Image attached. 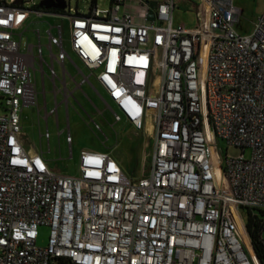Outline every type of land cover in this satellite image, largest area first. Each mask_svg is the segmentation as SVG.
I'll return each mask as SVG.
<instances>
[{
    "label": "built area",
    "instance_id": "obj_1",
    "mask_svg": "<svg viewBox=\"0 0 264 264\" xmlns=\"http://www.w3.org/2000/svg\"><path fill=\"white\" fill-rule=\"evenodd\" d=\"M202 2L194 28L172 25L174 0L155 8L133 0L135 12L128 0H111L110 10L95 5L87 15H66L72 53L112 102L96 92L112 114L110 127L151 128L149 169L133 178L108 152L81 151L75 177L51 170L41 152L29 154L20 114L37 106L35 64L44 110L45 67L53 87L45 120L57 118L60 104L68 112L88 78L64 51L61 27L57 36L47 31L48 60L39 31L37 46L22 51L14 32L31 10L0 0V264H260L241 209L264 210V12L240 35L232 0ZM66 123L71 152L68 116ZM209 131L241 155L221 159ZM44 136L48 142V131ZM40 226L49 229L45 246L37 245Z\"/></svg>",
    "mask_w": 264,
    "mask_h": 264
},
{
    "label": "rangeland",
    "instance_id": "obj_2",
    "mask_svg": "<svg viewBox=\"0 0 264 264\" xmlns=\"http://www.w3.org/2000/svg\"><path fill=\"white\" fill-rule=\"evenodd\" d=\"M7 4L12 3L14 0H5ZM42 0H24L22 7L31 10L30 17L26 20L22 28L14 32L15 40L21 44L22 51H25L28 45L37 46L38 40L36 31H39L41 36V44L43 45V55L48 60V44L47 31L53 27L51 34L57 36L56 27L62 28L63 48L64 51L70 56L84 73L88 71L83 68L81 63L76 59L70 48V20L68 14L74 16L75 14L87 15L95 7L100 11L110 10L111 0H96L94 5L92 0H64L66 8L59 12L62 15H53L43 13L38 16L35 10L39 9L38 5ZM234 5L241 9L242 15L240 20L235 24L236 30L243 35H248L252 28V22L255 17L262 12L264 0H233ZM178 3L179 0H176ZM186 16L182 8L176 9L173 17V26L194 27L196 26L195 20L186 21ZM19 34H22L19 37ZM36 48L34 49V51ZM59 49L53 47V53L57 54ZM66 69L75 75L68 59L65 61ZM35 70L32 81L35 84V91L37 93V106L23 107L21 117V131L23 134L24 147L28 151L43 153L44 159L47 161L49 168L56 173L68 176L79 175L80 152L82 150H98L108 152L117 160L127 175H140V172L145 166L148 170L150 166V156L154 146V138L150 133L148 123H145L143 130L137 131L130 125L124 123L114 124L113 128L110 125L113 123L112 114L109 110L105 109V104L100 96L91 91V89L84 85L81 90H75L73 97L69 99L68 109V129L72 137L71 152L69 151L68 144L66 143L67 137V123H66V110L62 103L63 96L58 94L56 96L57 103L60 104L57 109V118L55 115H50L45 120V111L50 112L54 108V95L52 83L48 79L49 70L44 68L45 78V103L42 94V83L39 65L35 64ZM54 70L61 78L60 67L55 64ZM79 82L80 78L76 77ZM58 89L62 88L60 83H56ZM75 85L70 79H67V89L73 91ZM105 102L110 106L112 102L104 94L101 95ZM89 99L99 108L104 110V116L94 117L95 122L100 126L101 132L94 131L87 125L89 122V113H92L91 103ZM2 111L0 110V114ZM49 133V141L45 138V133ZM62 133L58 134L59 132ZM104 135L107 136L105 140ZM209 142L215 148L217 155L224 159L226 156L237 157L240 156L242 150L237 147L228 146L224 141L217 140L211 131H209ZM71 153V154H70ZM251 150L246 148L244 156L249 158ZM222 192L230 195L228 188V181L224 180L222 185ZM39 237L37 240L38 246H45L49 235V229L44 226L38 228Z\"/></svg>",
    "mask_w": 264,
    "mask_h": 264
},
{
    "label": "crops",
    "instance_id": "obj_3",
    "mask_svg": "<svg viewBox=\"0 0 264 264\" xmlns=\"http://www.w3.org/2000/svg\"><path fill=\"white\" fill-rule=\"evenodd\" d=\"M144 1H146V2H148L149 3V6L151 7V8H155V6L161 1V0H144ZM174 9H173V12H172V25H173V17H174V13H175V10L176 9H181L182 8V10H183V13H184V15L186 16V21L188 20V21H192L191 20V18L193 19V20H195V22H196V26H197V24H198V22H199V15H201L200 14V11L202 12V10H203V8H204V6H203V2H202V0H179V2L177 3L176 2V0H174ZM232 5L239 11V16H238V21L240 20V17H241V15H242V11H241V9L240 8H238V7H236L235 5H234V1L232 0ZM126 8H127V10H129V11H131V12H135L136 11V8H135V5H134V3H133V0H128V5H126ZM264 12V5H263V10H262V12L261 13H259L256 17H255V19H254V21L251 23L252 24V28H251V31L249 32V34L252 32V30H253V26H254V23H255V21H256V19L258 18V16H260L262 13ZM182 26H184L183 24H182ZM185 28H194V27H191V26H189V27H186V26H184ZM235 27V26H234ZM235 30H236V28H235ZM236 32L237 33H239L237 30H236ZM240 34V33H239ZM240 35H243V34H240ZM75 62V61H74ZM76 63V62H75ZM82 65V64H81ZM78 68L80 69V70H82V73L88 78V81L87 82H85L84 84H82L81 85V89L83 88V86L84 85H87L90 89H91V91H93L94 93H96V92H98L100 95H105L106 96V94H105V92L103 91V89L100 87V85L98 84V82L95 80V77H94V75L93 74H90L89 73V71H88V74H86V73H84V70L83 69H81L79 66H78ZM84 68V67H83ZM85 69V68H84ZM86 70V69H85ZM80 78V77H79ZM97 94V93H96ZM92 102V100H90L89 99V103H91ZM93 103V102H92ZM94 104V103H93ZM95 105V104H94ZM96 106V105H95ZM97 107V106H96ZM91 108H92V113H89V115H88V117H89V122H87V125H89V127H91V129L92 130H94L93 129V126H92V123H91V121H90V118L91 119H93L94 121H95V118L94 117H100L99 115H97L96 114V111L94 110V108H93V106H92V104H91ZM99 109V108H98ZM66 110V109H65ZM100 111H102V110H100ZM66 114H67V116H68V112H66ZM102 117V116H101ZM122 122V121H121ZM124 122V121H123ZM118 123H120V122H118ZM124 123H126V122H124ZM126 124H128V123H126ZM128 125H130V124H128ZM131 126V125H130ZM132 127V126H131ZM149 130H150V133H151V128L149 127L148 128ZM95 131V130H94ZM59 134V133H58ZM72 138V137H71ZM108 138V137H107ZM23 145H24V143H23ZM25 146V145H24ZM82 151H97V152H103V151H98V150H82ZM29 152V154H34L35 152H33V151H28ZM37 153V152H36ZM43 154V153H42ZM44 158V157H43ZM114 159V158H113ZM115 160V159H114ZM118 164H119V162L117 161V160H115ZM47 162V161H46ZM119 166H120V164H119ZM121 167V166H120ZM121 169H122V171L127 175V173L123 170V168L121 167ZM145 169V166H143V169H142V171L140 172V175H132V174H130V175H127V176H129V177H133V178H138V177H140L141 175H142V173H143V170Z\"/></svg>",
    "mask_w": 264,
    "mask_h": 264
},
{
    "label": "trees",
    "instance_id": "obj_4",
    "mask_svg": "<svg viewBox=\"0 0 264 264\" xmlns=\"http://www.w3.org/2000/svg\"><path fill=\"white\" fill-rule=\"evenodd\" d=\"M96 0H92L94 5ZM39 10V9H37ZM46 13H59L60 11L51 9L44 11ZM241 215L244 221L245 228L251 240L253 251L259 260L260 264H264V210L242 208ZM61 264H67L61 262Z\"/></svg>",
    "mask_w": 264,
    "mask_h": 264
},
{
    "label": "water",
    "instance_id": "obj_5",
    "mask_svg": "<svg viewBox=\"0 0 264 264\" xmlns=\"http://www.w3.org/2000/svg\"><path fill=\"white\" fill-rule=\"evenodd\" d=\"M23 2L24 0L13 1L14 4H23ZM38 8L43 10H64L66 8V2L64 0H42L39 3Z\"/></svg>",
    "mask_w": 264,
    "mask_h": 264
},
{
    "label": "clouds",
    "instance_id": "obj_6",
    "mask_svg": "<svg viewBox=\"0 0 264 264\" xmlns=\"http://www.w3.org/2000/svg\"><path fill=\"white\" fill-rule=\"evenodd\" d=\"M39 10H41V11H46V10H43V9H39ZM58 11H62V10H58ZM46 13V12H45Z\"/></svg>",
    "mask_w": 264,
    "mask_h": 264
}]
</instances>
